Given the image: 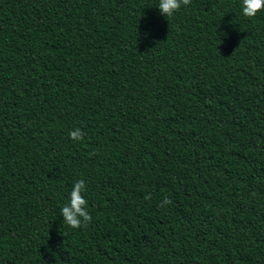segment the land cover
<instances>
[{"label":"trees","instance_id":"1","mask_svg":"<svg viewBox=\"0 0 264 264\" xmlns=\"http://www.w3.org/2000/svg\"><path fill=\"white\" fill-rule=\"evenodd\" d=\"M157 3L0 0V264H264V11Z\"/></svg>","mask_w":264,"mask_h":264},{"label":"clouds","instance_id":"2","mask_svg":"<svg viewBox=\"0 0 264 264\" xmlns=\"http://www.w3.org/2000/svg\"><path fill=\"white\" fill-rule=\"evenodd\" d=\"M191 0H158L156 8L165 18H171L181 8L188 6ZM241 14L247 18H254L258 13L264 11V0H240ZM144 39L150 40L151 34L144 33ZM83 137V132L77 128L69 132L71 140L79 141ZM86 184L83 180L73 183L71 191L68 193L67 202L61 207V217L63 223L71 229H78L91 220L87 210V201L83 194L86 192ZM164 203H167L165 200Z\"/></svg>","mask_w":264,"mask_h":264}]
</instances>
